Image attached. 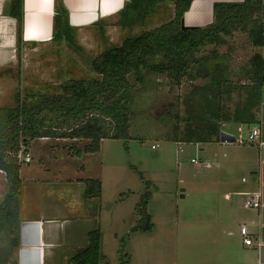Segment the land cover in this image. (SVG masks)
Masks as SVG:
<instances>
[{
    "label": "rangeland",
    "instance_id": "374dc122",
    "mask_svg": "<svg viewBox=\"0 0 264 264\" xmlns=\"http://www.w3.org/2000/svg\"><path fill=\"white\" fill-rule=\"evenodd\" d=\"M165 4L159 15L153 13L132 28L110 21L87 33L75 32L74 45L57 41L49 48L23 56L22 68L0 71V77L11 78L8 96L0 95V107L15 106L18 92L23 97L35 94L36 99L29 98V103L35 104L41 94L60 93L68 81L100 77L91 70V60L121 45L126 37L169 21L171 2ZM213 50L219 58L210 59L206 66L213 68L217 62L223 63L225 76L235 84L247 83L242 74L248 70L253 53L264 56V47H254L244 33H235L224 45L206 47L208 53ZM133 75V85L127 92L130 138L104 139L101 150L87 157L86 169L67 175L70 179L80 175L101 180L102 195L86 197V185L81 180H65L56 168L47 170L49 174L35 182L24 180L22 221L23 217L40 215L41 210L56 215L59 224L54 238L59 239V264H71V257L88 246V234L94 228L101 229L100 264H237L241 238L230 235L231 231L235 233L236 223L228 210V189L223 180L238 184L243 172L236 167L232 172L223 168V154L214 145L169 138L178 120L182 126L187 122L188 103L194 117L207 113L209 92L197 91L196 87L209 79L185 78L177 84L174 78L145 70L143 80L135 83ZM238 94L233 91L225 100L227 104L235 105L242 97ZM50 116L51 128L62 126L63 122ZM45 144L36 141L39 153L46 150ZM75 144L83 147L87 140ZM8 190V179L0 170V203ZM146 192L150 193L151 230L135 228L139 223L136 207ZM6 239L1 234L0 244Z\"/></svg>",
    "mask_w": 264,
    "mask_h": 264
},
{
    "label": "trees",
    "instance_id": "16d2710c",
    "mask_svg": "<svg viewBox=\"0 0 264 264\" xmlns=\"http://www.w3.org/2000/svg\"><path fill=\"white\" fill-rule=\"evenodd\" d=\"M173 2L174 17L162 25L128 36L121 45L112 46L90 62L91 70L100 77L93 80H71L62 85L57 94H41L35 104L20 92L15 96V106L0 107V170L9 182V190L0 203V235L7 239L0 244V264H18L21 246V163L18 154L39 138L87 140L82 148L67 144L74 156L93 154L101 150L106 138H130V121L127 101L130 87L143 80L145 70L174 78L180 84L185 78L206 77L209 81L197 86V91L209 92L210 107L203 117L196 114L188 103L189 118L182 126L180 120L169 137L183 143H216L221 141L225 123L248 127L258 123V112L264 91V56L253 53L248 70L242 74L247 81L235 84L225 76V66L217 62L213 68L206 66L210 59L217 60L216 50L206 51L208 45L221 46L235 33H244L256 48L264 47V0L243 2H217L214 4V21L205 27L183 25L185 12L193 0H132L122 13V25L132 28L142 24L157 11L159 4ZM54 39L74 45L75 36L69 23L68 11L62 0L55 1ZM11 14L18 20L19 44L22 41L23 5L14 0ZM159 59L164 63L158 64ZM242 96L235 105L225 101L233 91ZM52 118L63 122L51 128ZM167 138V139H169ZM86 197H100L102 183L99 179L85 181ZM148 184V182H147ZM149 185V184H148ZM150 193L146 192L137 204L139 223L135 228L151 230L153 223L148 213ZM89 244L78 250L71 264H100L101 229L88 234Z\"/></svg>",
    "mask_w": 264,
    "mask_h": 264
},
{
    "label": "crops",
    "instance_id": "0c3cea01",
    "mask_svg": "<svg viewBox=\"0 0 264 264\" xmlns=\"http://www.w3.org/2000/svg\"><path fill=\"white\" fill-rule=\"evenodd\" d=\"M14 0H0V71L12 72L15 68L23 67V56L34 54L36 50H43L56 44L54 39V18L56 0H22L23 28L22 41L19 44L18 20L11 14ZM68 11L69 23L75 32L87 33L94 28H102L107 22L117 21L122 24V13L132 0H62ZM244 0H193L189 10L183 17L186 27H205L214 21V4L217 2H243ZM170 2V1H167ZM166 2L159 4L154 14L159 15ZM174 17V4L171 2ZM118 26V25H117ZM127 28V27H125ZM7 75V74H6ZM0 77V95L8 93L10 79ZM8 96V94H6ZM258 123L250 127L233 122L223 125L224 132L230 136L237 134L240 129L258 127L260 136L256 143L237 144L233 142L207 143L214 145L223 154V168H239L243 172L241 182L236 184L230 179H224L228 189V210L236 223L235 233L241 238L240 260L237 264H264V91L258 112ZM45 141L43 153L36 148V141ZM31 143L29 150L33 154L30 164L22 165L21 178L35 182L47 170H55L60 178L67 180L78 169H86V159L90 155L82 153L74 156L66 147L67 144L78 143L70 139H37ZM53 141V143H51ZM89 141H87L88 143ZM79 145V144H77ZM48 147V148H47ZM82 148V147H81ZM222 158V159H223ZM219 162V161H218ZM50 166V167H48ZM211 168L212 165L209 163ZM217 167H220L218 163ZM74 178V179H73ZM85 184V177H73ZM221 182V181H218ZM220 184V183H219ZM259 195L262 206L247 208L244 202L247 198ZM23 206L21 203V212ZM40 215L23 217L21 225V246L17 254L18 264H59V253L56 251L58 243L55 237L59 224L56 215L39 211ZM245 226L253 240L246 245L241 234Z\"/></svg>",
    "mask_w": 264,
    "mask_h": 264
},
{
    "label": "built area",
    "instance_id": "2783aa9c",
    "mask_svg": "<svg viewBox=\"0 0 264 264\" xmlns=\"http://www.w3.org/2000/svg\"><path fill=\"white\" fill-rule=\"evenodd\" d=\"M244 131L245 130L240 129L237 132V134H234L231 136L233 138V143L252 144V143L257 142V139L260 136V130L258 127L255 126V127L250 128L246 132ZM40 139H48V137H44ZM72 141H80V140H72ZM18 158H19L21 165H27L33 161V154L31 153L29 148H26L24 145H22V148L18 154ZM192 161L194 163H199L196 159H193ZM204 165L209 166V164H206V163H204ZM244 206L247 208H260L262 206V203H261L259 195H253L247 198L244 202ZM241 234L243 236V240L246 245H251L253 243V240L250 237V234L247 231V228L245 226L241 228Z\"/></svg>",
    "mask_w": 264,
    "mask_h": 264
},
{
    "label": "water",
    "instance_id": "95a60500",
    "mask_svg": "<svg viewBox=\"0 0 264 264\" xmlns=\"http://www.w3.org/2000/svg\"><path fill=\"white\" fill-rule=\"evenodd\" d=\"M221 141L222 142H233V138L227 132L222 131Z\"/></svg>",
    "mask_w": 264,
    "mask_h": 264
}]
</instances>
